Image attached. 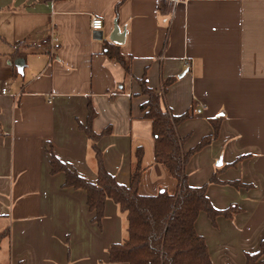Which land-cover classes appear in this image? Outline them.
I'll list each match as a JSON object with an SVG mask.
<instances>
[{
	"label": "crops",
	"instance_id": "obj_1",
	"mask_svg": "<svg viewBox=\"0 0 264 264\" xmlns=\"http://www.w3.org/2000/svg\"><path fill=\"white\" fill-rule=\"evenodd\" d=\"M3 9L0 264H126L108 259L109 246L127 237L125 213L107 199L100 224L94 222L86 191L63 186L65 173L51 172L49 151L96 181L92 142L80 127L90 103L91 128L102 133L96 144L116 181L129 185L140 147L138 192L173 193L177 180L154 161L152 122L140 109L146 100L137 82L142 76L157 92L173 78L161 106L174 115L189 113L177 126L184 152L212 133L209 118L220 117L216 138L184 166L191 186L217 173L218 182L206 190L215 208H240L214 223L205 212L197 215L195 229L212 263L245 264L246 253L260 249L264 0H0ZM92 16L102 18V29H91ZM115 25L124 33L120 52L132 58L128 79L104 53Z\"/></svg>",
	"mask_w": 264,
	"mask_h": 264
},
{
	"label": "trees",
	"instance_id": "obj_2",
	"mask_svg": "<svg viewBox=\"0 0 264 264\" xmlns=\"http://www.w3.org/2000/svg\"><path fill=\"white\" fill-rule=\"evenodd\" d=\"M170 9L167 5L165 11ZM0 39H2L0 37ZM104 53L108 59L122 66L126 79L132 77L131 56L120 52L119 45L105 41ZM17 57L22 52H13ZM173 78L162 82V91L157 92L147 84V78L137 79L140 93L146 100L140 105L143 117L152 122L154 138V161L165 166L168 174L177 180L176 190L170 193L158 191L155 195H141L138 186L144 170L143 151L136 148L131 164L129 185L118 183L115 177L104 167L102 154L96 142L102 133L91 128L94 110L89 103L87 122L80 127L92 142L96 159L95 182H89L76 171L69 169L51 151V172L63 171V186L82 188L87 193V206L93 212L92 220L97 224L103 217L105 201L111 199L127 221V237L120 243H113L108 248L111 263L126 264H213L204 237L197 233L195 220L199 212H205L212 223L218 216L232 218L240 208L231 205L224 209L213 206L206 194L209 183L218 182L217 173H213L208 182L200 186H191L187 182L184 166L189 157L201 150L216 138L219 132L220 117L209 118L212 133L204 136L187 152L182 145L184 138L177 133V126L189 117L188 112L174 115L162 108L161 96ZM106 132V131H105ZM237 160L233 162L235 164ZM233 185H238L234 182ZM2 234H0V237ZM264 237L260 249L255 253H246L245 264H264Z\"/></svg>",
	"mask_w": 264,
	"mask_h": 264
},
{
	"label": "built area",
	"instance_id": "obj_3",
	"mask_svg": "<svg viewBox=\"0 0 264 264\" xmlns=\"http://www.w3.org/2000/svg\"><path fill=\"white\" fill-rule=\"evenodd\" d=\"M174 2H177L178 0H173ZM90 27L93 30H100L103 27V20L99 16H92L90 20ZM2 92H6V88L2 89Z\"/></svg>",
	"mask_w": 264,
	"mask_h": 264
},
{
	"label": "water",
	"instance_id": "obj_4",
	"mask_svg": "<svg viewBox=\"0 0 264 264\" xmlns=\"http://www.w3.org/2000/svg\"><path fill=\"white\" fill-rule=\"evenodd\" d=\"M110 40L117 44H121L124 40V33L119 32V29L116 25L114 27L113 32L110 35Z\"/></svg>",
	"mask_w": 264,
	"mask_h": 264
},
{
	"label": "rangeland",
	"instance_id": "obj_5",
	"mask_svg": "<svg viewBox=\"0 0 264 264\" xmlns=\"http://www.w3.org/2000/svg\"><path fill=\"white\" fill-rule=\"evenodd\" d=\"M7 14H8V11H7V10H5V9L0 10V22H2L3 20H5V17L7 16ZM16 19H17V17H16ZM18 19H20V18H18ZM3 23H4V22H3ZM4 26H5V25H4ZM4 29L6 30V27H5ZM4 29H3V30H4ZM0 48H6V47L0 45Z\"/></svg>",
	"mask_w": 264,
	"mask_h": 264
}]
</instances>
